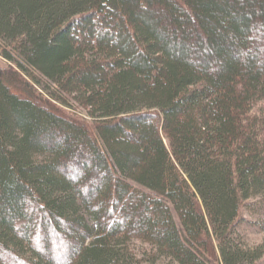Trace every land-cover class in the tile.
Wrapping results in <instances>:
<instances>
[{"label": "trees", "instance_id": "16d2710c", "mask_svg": "<svg viewBox=\"0 0 264 264\" xmlns=\"http://www.w3.org/2000/svg\"><path fill=\"white\" fill-rule=\"evenodd\" d=\"M242 224L264 0H0V264H264Z\"/></svg>", "mask_w": 264, "mask_h": 264}, {"label": "rangeland", "instance_id": "374dc122", "mask_svg": "<svg viewBox=\"0 0 264 264\" xmlns=\"http://www.w3.org/2000/svg\"><path fill=\"white\" fill-rule=\"evenodd\" d=\"M251 220L253 221L254 219L252 218ZM240 232L247 245H256L264 240V231H261L258 227L252 226L251 224H242L240 226ZM134 247L136 251H138L140 245L135 243ZM138 258H140V256Z\"/></svg>", "mask_w": 264, "mask_h": 264}]
</instances>
